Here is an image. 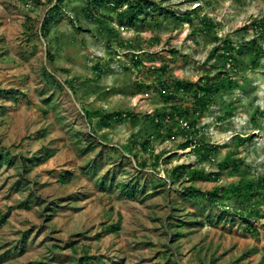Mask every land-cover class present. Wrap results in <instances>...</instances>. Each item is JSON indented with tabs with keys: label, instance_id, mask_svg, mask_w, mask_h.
<instances>
[{
	"label": "rangeland",
	"instance_id": "1",
	"mask_svg": "<svg viewBox=\"0 0 264 264\" xmlns=\"http://www.w3.org/2000/svg\"><path fill=\"white\" fill-rule=\"evenodd\" d=\"M152 1L191 20L0 0V264H264V0ZM221 78L190 132L154 124L193 107L164 84Z\"/></svg>",
	"mask_w": 264,
	"mask_h": 264
},
{
	"label": "trees",
	"instance_id": "2",
	"mask_svg": "<svg viewBox=\"0 0 264 264\" xmlns=\"http://www.w3.org/2000/svg\"><path fill=\"white\" fill-rule=\"evenodd\" d=\"M59 1L61 2L62 0H57V2ZM108 1L112 4L113 7H116V8L118 7L122 8L124 4L126 3L127 11L123 15H121V21L123 22V20L127 16V18L129 19L128 25L131 27H136L138 22L144 23L143 26H150L151 23L149 22V18L157 20L158 18L162 16H168L169 14L173 19L177 21H181V20L190 21L191 20L190 19L191 13H189L188 17L186 16L182 17L173 11L164 9L162 6L156 4L152 0H86L89 8H91V10H95L98 12L101 11L103 4L108 3ZM256 28L258 29V31L259 30L264 31V24L256 26ZM229 44L230 43H228V45ZM248 45L250 46L251 51L253 52V55H254L253 64L257 65L258 62L264 56V51H262V48L258 44L256 39L252 40ZM234 49L235 48L233 46L229 45V48L226 50L234 51ZM203 81H204L203 79H201V81L198 83L175 81L171 86H169V88L166 87V84H164L163 87H165V90L162 91V97L165 100L167 101L176 100L178 99V95L180 93H183L184 96L192 97L193 107L192 108L184 107L180 109L176 107L175 109H173V111L158 114L157 119L159 121L156 122V120H154L153 121L154 124L159 127H170V126L174 127L175 126L176 128L177 127L182 128L180 124V120L184 119L189 123V128L188 129L180 128V130L182 132H190L192 128H194V125L196 122V121H189L191 117L194 115H198L197 117L198 119L199 116H201L210 107V104H212L215 101L217 96L224 89H226V83L232 84L231 80H226L222 78L217 82H212L209 79H206L205 82L202 83ZM95 115L99 117L100 122L102 124H107V121H110L113 119H116L117 121L123 120L122 113L115 112L111 114H103L99 112V113H96ZM166 119H168V122H165ZM239 142L243 144L245 142V139H240ZM191 144L192 142L187 141L184 144V148L190 147ZM203 148L205 149L204 151L205 153L209 152L208 146L204 145ZM225 164H227V162H225ZM232 166H233L234 171H237L238 169H240V166H241L240 160L232 161ZM185 169H186V166L183 165V166H179L175 170L178 173L179 178L184 173ZM193 175L195 178H198L201 176V173L196 171L193 173ZM127 188L128 187H126L125 189ZM131 189L134 191L135 187H132ZM258 189H261L264 191V177L259 178L258 181L255 183H249L246 190L249 192V191L258 190ZM194 193L203 194L199 190H194V192L189 195H193ZM208 194H209V197L214 200L220 196H229V195H235V194L237 195L239 194V196H242L243 191L240 187L236 186V187H230L227 189L217 188L216 190ZM219 194H222V195H219ZM6 219H7L6 216L2 217V219L0 220V228L6 223ZM254 232H257V231L254 230ZM88 262H89L88 257H85L84 259H82V263H88Z\"/></svg>",
	"mask_w": 264,
	"mask_h": 264
},
{
	"label": "built area",
	"instance_id": "3",
	"mask_svg": "<svg viewBox=\"0 0 264 264\" xmlns=\"http://www.w3.org/2000/svg\"><path fill=\"white\" fill-rule=\"evenodd\" d=\"M122 29H124V28L122 27ZM158 121L159 120L156 119V122H158ZM165 122H168V119H166ZM180 124H181L182 128H185V129L189 128V123L186 120H184V119L180 120Z\"/></svg>",
	"mask_w": 264,
	"mask_h": 264
}]
</instances>
